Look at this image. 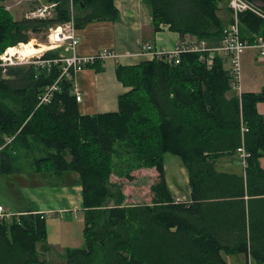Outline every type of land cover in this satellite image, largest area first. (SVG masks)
I'll use <instances>...</instances> for the list:
<instances>
[{
  "label": "trees",
  "instance_id": "16d2710c",
  "mask_svg": "<svg viewBox=\"0 0 264 264\" xmlns=\"http://www.w3.org/2000/svg\"><path fill=\"white\" fill-rule=\"evenodd\" d=\"M52 1L54 15L45 18L15 19L0 4L1 55L6 47L27 42L30 33L70 19L67 0ZM73 1L75 9H92L74 14L76 27L115 12L112 0ZM144 1L155 30L165 23L180 35L220 44L223 22L216 11L227 0ZM259 1L264 11V0ZM238 20L241 37L247 31L264 35L263 18L245 11ZM56 55L46 51L42 57ZM200 55L206 52H184L177 64L150 58L118 64L117 79L128 89L118 95L116 110L94 114L80 113L67 79L60 80L49 102L38 105L45 86L58 76L57 65L0 66V140L15 134L0 150V175L23 173L20 157L38 146L32 174L78 176L84 242L67 248L66 264H228L224 253H243L264 264V169L259 165L264 117L256 109L264 101V86L227 97L230 74L223 59L216 52L208 68ZM241 144L250 153L244 171L220 170L217 161L237 160ZM165 153L177 155L186 168L190 193L182 200H175L167 185ZM123 164L127 177L133 168L156 167L151 201L124 202L120 185L110 180ZM18 209L0 219V264H49L43 258L48 250L44 212Z\"/></svg>",
  "mask_w": 264,
  "mask_h": 264
},
{
  "label": "crops",
  "instance_id": "0c3cea01",
  "mask_svg": "<svg viewBox=\"0 0 264 264\" xmlns=\"http://www.w3.org/2000/svg\"><path fill=\"white\" fill-rule=\"evenodd\" d=\"M50 1L53 2L52 0H0V4H3L15 19H20L27 17L36 6ZM255 2L261 7L262 3L259 0H255ZM112 7L115 8V12L110 15H98L78 27L74 26L75 33L80 38L76 46V53L78 55H90L103 48L111 49L118 55L116 58H107L96 61L93 64H88L76 73L75 82L78 84L81 92V99L77 103L79 111L82 114H94L117 109L118 95L124 93L128 87H125L117 79L116 67L118 64L122 66L133 65L143 59H147L139 54L143 44L151 43L155 47L171 49L182 40L188 42L197 41L196 36L191 34L180 35L165 23H160L159 29L155 30L152 25L149 7L144 0H112ZM90 11L92 12L90 7L85 9L78 8L76 15H85ZM216 14L222 20L223 26L232 21V13L227 1L219 3ZM243 35V38L248 40H251L254 36H264L254 31H247ZM218 54L224 61V67L228 68L225 54L222 52ZM263 86L264 56L262 58L259 57L257 48L249 46L241 56L240 89L238 92L230 89L226 93L227 97L239 95L242 92H258ZM256 109L264 117V101L257 102ZM40 151V147L34 146L30 152H23L22 155L25 157V163L30 168L33 156L39 155ZM174 159L169 158V154L164 155L163 167L165 179L174 197L181 196L185 198L190 193L188 174L181 161L178 162ZM21 161L22 158L20 157L19 163ZM259 165L264 169V155L259 157ZM217 166L220 170L242 172L240 165L234 158L222 157L217 161ZM173 167L179 170V174L176 176L169 172ZM72 178L74 179V176ZM61 190L62 193L52 194L51 192L48 197L64 200L67 204L76 201V205H80L81 194L79 185L75 183L71 187H62ZM75 191L79 192L78 198H74ZM32 208L44 212V214L52 210L65 209V207L61 206H54L52 208L34 206ZM45 216H47V213ZM73 247H76V245H73ZM223 257L228 264H257L252 257L246 256L243 253H224Z\"/></svg>",
  "mask_w": 264,
  "mask_h": 264
},
{
  "label": "built area",
  "instance_id": "2783aa9c",
  "mask_svg": "<svg viewBox=\"0 0 264 264\" xmlns=\"http://www.w3.org/2000/svg\"><path fill=\"white\" fill-rule=\"evenodd\" d=\"M70 19L64 23L56 24V26L50 29L49 42L56 49L63 47L66 51L65 55H56L51 58H43L42 56H36L34 58H27L23 61H15L11 57L1 58L0 66L14 65V64H34L40 66H46L49 68L52 65L58 66V76L53 82L46 85L38 101V105L41 103H47L52 98L55 91L59 90L60 80L67 79L71 85L70 92L74 95L75 99L79 101L81 99V92L78 84L75 82L76 73L81 71L83 67L88 64H93L99 60H105L107 58H116L118 55L111 49L103 48L96 53L81 56L76 53V46L79 42V36L75 33L73 15L74 14V1L67 0ZM227 4L232 13V21L224 25L222 28V39L218 46H210L203 40L195 42L179 41L171 49H165L163 47H155L151 43L143 44L139 54L143 57L150 59L163 60L168 63H179L181 54L189 51H204L206 55H200L202 60H205L207 67L209 68L213 63V58L216 52H222L225 54L228 70L230 74L231 89L237 92L240 89L241 79V56L244 50L249 46H254L258 50L259 57L264 56V36H254L251 40L241 37L239 30L238 14L245 11H250L264 19V12L260 5L253 0H227ZM56 2H48L40 6H36L27 17H50L54 9ZM50 49V50H52ZM246 125L241 124V132L246 131ZM15 134L6 135L0 140V150L9 146L14 140ZM237 161L241 169L247 166V156L249 152L241 144L236 148ZM175 200H182L184 197L177 196ZM11 211L0 204V219L9 218Z\"/></svg>",
  "mask_w": 264,
  "mask_h": 264
},
{
  "label": "rangeland",
  "instance_id": "374dc122",
  "mask_svg": "<svg viewBox=\"0 0 264 264\" xmlns=\"http://www.w3.org/2000/svg\"><path fill=\"white\" fill-rule=\"evenodd\" d=\"M76 10L77 9L74 10V14H76ZM74 14L72 15L75 16ZM53 15L54 13L52 12L51 16ZM55 26L56 25H53L47 30L39 33H30V38L27 42H31L35 47L50 45V29ZM27 42H19L14 46L22 48L20 43ZM9 47H6L2 55L0 54V61L2 57H11L15 61H23L27 58L42 56L46 51H56L57 55L66 54L63 47H58L52 50H50V48H44L38 53L26 56L19 55L18 53L5 55V51ZM167 154H169V158H175L174 160H177L178 162L181 161L177 155L171 153ZM21 158L22 161L19 164L22 165L24 169L23 173H20V175L18 173L0 175V204L10 211H16L18 208L34 206H47L49 208L54 206L65 207V209L62 210L45 212V214L47 213L46 245L48 246V250L43 253V258H45L49 264H66V259H64L63 256L67 248L73 247V245L81 247L83 245L82 242H84L82 235L84 223L81 200L80 205H76V201L67 204L64 200H59L58 198L52 199L48 196L51 192L52 194L62 193V187H71L75 183L79 185L78 176H76L77 174L75 172H68L62 179H45L42 176L32 174L30 166L25 163V158ZM126 169L127 166L123 164L110 176L111 182L120 185L121 190L125 195L124 202L138 203L151 201L152 192L150 191V185L158 179V171L156 167L133 168L129 170V177L124 175ZM119 171L123 174L119 175ZM169 172L175 174V176L179 174V170L176 167L170 169ZM73 176L74 179L72 178ZM78 196L79 192L75 191L74 198H78Z\"/></svg>",
  "mask_w": 264,
  "mask_h": 264
},
{
  "label": "bare ground",
  "instance_id": "6f19581e",
  "mask_svg": "<svg viewBox=\"0 0 264 264\" xmlns=\"http://www.w3.org/2000/svg\"><path fill=\"white\" fill-rule=\"evenodd\" d=\"M22 45V48H17V47H9L7 48V50L5 51V55H9V54H19V55H30V54H34V53H38L39 51H41L42 49L46 48H54L53 45H46V46H42V47H35L31 42H27V43H20ZM52 44V42L50 43ZM46 51V50H45Z\"/></svg>",
  "mask_w": 264,
  "mask_h": 264
}]
</instances>
